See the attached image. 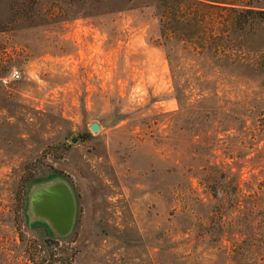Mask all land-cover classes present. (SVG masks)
<instances>
[{
    "label": "rangeland",
    "instance_id": "374dc122",
    "mask_svg": "<svg viewBox=\"0 0 264 264\" xmlns=\"http://www.w3.org/2000/svg\"><path fill=\"white\" fill-rule=\"evenodd\" d=\"M19 1L0 0V20ZM36 15L48 22L0 31V264H264V208L246 189L223 208L208 186L228 174L223 161L248 179L255 146L178 110L154 3ZM54 180L74 196L64 235L28 206L30 190Z\"/></svg>",
    "mask_w": 264,
    "mask_h": 264
},
{
    "label": "trees",
    "instance_id": "16d2710c",
    "mask_svg": "<svg viewBox=\"0 0 264 264\" xmlns=\"http://www.w3.org/2000/svg\"><path fill=\"white\" fill-rule=\"evenodd\" d=\"M150 1L156 10L159 44L165 50L174 81L178 110L200 111L204 118H216L214 126L222 127V134L233 132L235 145L247 147L253 142L255 146L250 177L241 179L240 167L233 178L232 167L223 161L228 174L225 170L218 173L215 181L225 182L221 187L215 181L208 185L212 196L216 198L221 193L220 206L232 208L237 204L238 194L246 189L253 197L256 211L263 209L264 157L258 156L264 154V83L259 82L264 81L263 0H20L7 9L0 20V31L48 22L37 17L40 12L56 22L65 12L73 16L112 14L146 6ZM102 3L105 9L101 11ZM209 81L240 82L232 91H226L225 87L211 85ZM225 154L233 158V150L228 146ZM255 225L264 237V217L256 219ZM43 260L34 264H43Z\"/></svg>",
    "mask_w": 264,
    "mask_h": 264
},
{
    "label": "water",
    "instance_id": "95a60500",
    "mask_svg": "<svg viewBox=\"0 0 264 264\" xmlns=\"http://www.w3.org/2000/svg\"><path fill=\"white\" fill-rule=\"evenodd\" d=\"M98 127L97 123L90 126L93 131ZM53 193L58 194V199L53 198L50 201L49 197ZM28 206L36 218L59 230L58 232L54 229L56 235H64L70 230L74 216V196L70 185L63 180L34 186L29 193Z\"/></svg>",
    "mask_w": 264,
    "mask_h": 264
},
{
    "label": "clouds",
    "instance_id": "9594fccd",
    "mask_svg": "<svg viewBox=\"0 0 264 264\" xmlns=\"http://www.w3.org/2000/svg\"><path fill=\"white\" fill-rule=\"evenodd\" d=\"M18 75H19V73L17 72V70L15 68H13L12 71H11V74L7 78L3 79V83L5 85H7L10 80H12L13 78H16ZM29 75L32 76L33 78H36L34 76V74L31 73V72L29 73Z\"/></svg>",
    "mask_w": 264,
    "mask_h": 264
},
{
    "label": "built area",
    "instance_id": "2783aa9c",
    "mask_svg": "<svg viewBox=\"0 0 264 264\" xmlns=\"http://www.w3.org/2000/svg\"><path fill=\"white\" fill-rule=\"evenodd\" d=\"M18 76H19V75H18ZM18 76H17V77H18ZM17 77H16V78H17Z\"/></svg>",
    "mask_w": 264,
    "mask_h": 264
}]
</instances>
